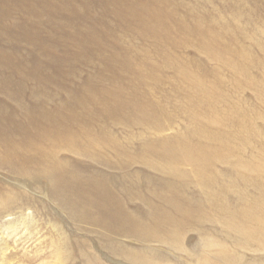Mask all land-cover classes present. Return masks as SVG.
<instances>
[{"label":"bare ground","instance_id":"bare-ground-1","mask_svg":"<svg viewBox=\"0 0 264 264\" xmlns=\"http://www.w3.org/2000/svg\"><path fill=\"white\" fill-rule=\"evenodd\" d=\"M195 22L198 21H178L170 15L169 7L157 0H0V169L34 179L37 175H48L51 171L49 166L56 172L60 170L62 164L54 159L58 157L55 148L74 151L77 156L83 157L82 154L91 145L82 142L81 135L89 133L90 129L85 127L78 130L69 123L74 119L90 122L94 117L89 109L90 103L101 105L100 110L96 109L99 110L100 119L113 118L126 123L133 120L142 129L134 134L143 143L139 151L158 155L157 159L146 161L154 167L152 184L125 183L116 188L115 185L94 183L87 185L89 190L51 186L49 196L71 219L101 227L106 231L102 236L104 247L110 253H117L136 264H168V261L156 251L130 248L114 240L112 235L142 242L138 246L158 244L166 250L191 257L182 244L183 237L187 229L199 225L204 215L197 210L194 200L185 195L184 185L194 182L203 195H209L211 185L216 181L212 166L227 162L224 151L229 147V135L209 131L197 117L202 114L214 118L218 114L214 106L223 97V91L218 86L221 82L219 75L214 73L210 80L204 75H189L184 63L181 64L176 57L178 61H175L173 55L169 54L171 48L168 51L165 49L166 44L176 39L174 31L196 36L209 57L224 69L226 66L244 77L243 84L249 82L245 76L254 64L250 57L237 66L240 60L238 55L228 48L223 49L220 44H214L218 52L210 50L201 26ZM186 23L194 24L188 26ZM124 33L139 40L149 37L158 46L162 42L165 48L160 46L161 51L158 50L161 53H155L164 61L163 69H175L177 75L186 77L185 80L195 88L194 95L188 96V104L185 103L190 108V116H186V124L177 128L171 136L163 132L174 123L175 112H167L154 98L148 102L135 92L139 90L143 93V89L150 88L149 85L153 87L149 82L154 79L149 78L148 74L145 76L147 70L154 72L162 69L149 61L139 60L141 49L133 48L123 40ZM4 44L10 47L6 49ZM23 44L27 46H24L27 48L26 57L20 55ZM57 45L58 52L62 53L60 56L55 54ZM42 55L53 58L54 62L48 69V72H52L48 77L52 82L58 80L62 84L70 74L77 72L75 69L81 60L92 64L95 69L102 62L103 70L100 68L96 75L85 79V84L72 94L70 103L62 101L64 104L52 108L48 105L55 99L47 101L48 93H36L39 86H44L40 82L46 79L43 75L47 64H50L40 60ZM61 62L68 67L66 72H62L66 77L62 79L57 77L59 73H54L62 69ZM103 77L106 78L105 82L102 81ZM29 82H36L37 86L30 87V91L26 92ZM259 83L255 87L257 94L264 95V87ZM125 93H129L126 101L122 99ZM146 93L151 95L152 90ZM209 132L214 134L206 137ZM100 134H105V131ZM171 138L176 140L173 147L169 145ZM249 138L254 139L252 133H249ZM228 166L230 174L235 175L236 168ZM249 171L255 174L253 182H264V164L253 163ZM247 174L249 172L245 171L238 176L249 182ZM63 175L61 181L64 184L81 179ZM99 175L101 178L102 175ZM220 189L224 190L223 187ZM236 196L243 204L240 210L230 209L216 195L212 206L218 211V218L216 212L210 210L216 222L223 230L239 233L240 237L264 235V213L258 206H247L245 198L238 194ZM71 197L78 200L72 198L70 201ZM30 201L13 190L0 188V215L22 209L23 205L28 207ZM234 203L239 206L235 196ZM249 221L255 223V229L248 232ZM203 242L211 244L208 239ZM215 250L220 263L233 264L232 254L227 255L220 241ZM85 256L84 264H95Z\"/></svg>","mask_w":264,"mask_h":264},{"label":"rangeland","instance_id":"rangeland-1","mask_svg":"<svg viewBox=\"0 0 264 264\" xmlns=\"http://www.w3.org/2000/svg\"><path fill=\"white\" fill-rule=\"evenodd\" d=\"M157 2L169 7L170 15L178 21L182 19L187 22L188 19L198 21L195 23L201 26L208 48L216 52L218 49L214 44H220L223 49L228 48L231 53L238 55L240 60L237 66H240L242 61L253 58L254 64L245 76L247 82L253 85L243 84L245 80L242 75L234 73L226 66L224 69L217 61L209 57L194 35L174 31L173 36L176 41L166 44L167 48L161 42L162 48L167 51L171 48L169 54L181 61V64L184 63L189 75L200 77L204 75L207 80H210L214 73L219 75L221 82L218 79L216 81L220 82L218 86L223 91V97L217 100L214 106L218 114L214 118H207L202 114L197 117L209 131L216 130L229 135V147L224 151L227 164L218 163L212 166L216 181L211 185L209 195H203L194 182L184 185L185 195L194 200L197 210L204 215L199 225L187 229L188 232L183 237L182 244L186 250H189L191 257L166 250L158 244L138 246L142 242L137 243L130 237L126 238L118 234H113L112 237L130 248L156 251L160 256H165L164 259H167L168 264H222L216 258L215 248H218L219 241L227 255L232 254L233 264H264V235L248 238V236L240 237L238 235L241 234L236 232L223 230L210 212L214 210L218 218V211L212 206L216 195L229 205L230 209L240 210L243 204L238 200L236 196L238 194L245 198L247 206H258L264 213V182H253L255 174L249 171L253 163L264 164V95L257 94L256 90L258 85L256 83L260 82L259 85L264 87V0H157ZM186 24L192 26L194 23ZM122 36L123 40L131 44L133 48L141 49L139 60L149 61L162 69L154 72L151 69L145 73V76L148 74L149 78L154 79L153 82H149L153 85V87L149 85L148 89L152 90L151 95L146 93L147 89H143L145 91L143 93L139 90L135 92L148 102L154 98L160 106L166 108L167 112H175L174 123L169 130L163 132L164 135L171 136L177 128L186 124V116H190V108L186 107L185 103L188 104V96L194 95L195 88L190 81L185 80L186 77L177 75L175 69L167 67L163 69L164 61L155 53L157 51L161 53L158 43H154L148 39L149 37L139 40L131 38L128 33ZM59 45L55 53L57 56L62 54L58 52ZM24 46L26 45H22L23 51L20 53L22 57L27 56V46ZM4 47L8 49L10 46L4 44ZM242 52L244 53L241 57ZM48 57L51 56L40 57L42 62L50 63L47 64L46 72L54 62L52 57ZM176 58L175 61H178ZM61 65L63 70L58 69L54 73H59L60 76L57 77L62 79L66 78L62 72H66L68 67L63 62ZM89 65L85 60L79 61L75 69L77 72L70 74L68 79L62 82L63 85L58 80L53 81L54 84L52 79H48L52 72H45L43 77L48 81L43 79L40 84L44 86L43 88L39 86L36 93H48L47 101L55 99V102H50L48 105L52 108L64 104L62 101L70 103L77 89L85 84V79L96 75L100 68L103 70L102 62L96 69L92 64ZM104 79L106 78L103 77L102 81L105 82ZM35 86H37L36 82L27 83L26 92L30 91V87ZM23 93L26 95L25 92ZM128 96L129 93H125L121 98L126 101L125 98ZM100 107L99 104L90 103L89 109L94 114L90 122L84 123L74 119L69 123L71 127L78 130L85 127L90 129L89 133L81 135V139L86 144L90 143L91 147L85 150L83 157L77 156L74 151L55 148L58 157L54 159L62 165L58 172L49 166L50 173L44 174L48 179L44 175L26 179L27 176H17V174L8 173L5 169H0V188L13 190L20 197L31 200L28 207L23 205L22 209H15L8 215H0V264H84L85 255L95 264H136L117 253H110L104 247L102 236L106 231H103L101 227L71 219L49 196L51 186L63 187L67 190H89L87 185L92 186L94 183L115 185L117 188L125 183L149 185L154 182V179L151 181L154 167L146 161L157 159L158 155H148L139 151L143 143L140 138L134 137V134L141 132V126L135 124L133 120L131 123H126L113 118L100 119ZM89 109L87 105V110ZM209 121L212 122L207 123ZM128 129L130 133L127 132ZM101 131H105V134H100ZM249 133H252L253 140L249 138ZM211 134L214 133L209 132L206 137H210ZM175 141V138H171L169 145L173 147ZM208 144L211 145V143ZM228 165L236 168L235 175L230 174ZM245 171L249 172L247 174L249 182L246 179L241 180L238 176ZM63 174L81 179L64 184L61 181ZM99 174L102 175L101 178ZM234 196L239 206L235 205ZM72 198L77 199V197H71L69 200L72 201ZM25 203L26 201L23 202ZM249 229H255L253 221H249L248 232ZM205 239L210 240L211 244H205L203 242ZM247 241L249 243H244Z\"/></svg>","mask_w":264,"mask_h":264}]
</instances>
